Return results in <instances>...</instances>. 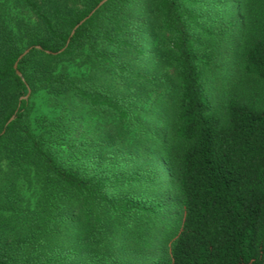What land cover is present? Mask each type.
Segmentation results:
<instances>
[{
    "label": "trees",
    "instance_id": "obj_1",
    "mask_svg": "<svg viewBox=\"0 0 264 264\" xmlns=\"http://www.w3.org/2000/svg\"><path fill=\"white\" fill-rule=\"evenodd\" d=\"M7 1L42 27L17 62L0 23V154L40 188L0 214V264H264V105L241 93L264 86V0H108L72 36L102 0ZM85 46L93 79L51 70Z\"/></svg>",
    "mask_w": 264,
    "mask_h": 264
},
{
    "label": "rangeland",
    "instance_id": "obj_2",
    "mask_svg": "<svg viewBox=\"0 0 264 264\" xmlns=\"http://www.w3.org/2000/svg\"><path fill=\"white\" fill-rule=\"evenodd\" d=\"M47 5L52 0H45ZM41 2V1H40ZM4 4L7 7L5 13H0V23H4L8 29H10L18 41L19 51L24 53L29 48L27 46L25 38V30L28 27L34 26L41 28L42 25L31 15L25 12L24 9H20L15 4H10V1L0 0V5ZM47 9V7H46ZM49 9V7H48ZM82 54L70 61L64 63H58L56 65H50L51 70L54 73H67L69 75L83 77L85 79H93L94 67L91 64L89 58H86L88 54V47L85 46L82 49ZM141 95H148L150 88L141 89L138 91ZM242 95L245 97H251V101L254 106L261 108L264 105V86L249 83L245 88H242ZM51 94L45 93L42 90H37L31 94L30 107H31V121L33 127H35V120L51 114L53 108L49 106ZM74 105L77 103L74 102ZM107 133L103 134L101 138L110 140L111 136L107 137ZM104 157L108 156V152L103 154ZM4 154H0V181L1 185H5L7 181L13 184V190L11 191L16 200L18 201L15 210L8 205L5 208L1 206L0 214L8 218L16 219L17 215L24 211H36V204L38 201V192L40 188V178L38 177L39 170L31 166L26 169L25 173L16 174L13 170L6 171L7 161ZM11 173V174H9ZM23 220L20 218L14 223H10L8 226L11 230H14L21 226Z\"/></svg>",
    "mask_w": 264,
    "mask_h": 264
},
{
    "label": "water",
    "instance_id": "obj_3",
    "mask_svg": "<svg viewBox=\"0 0 264 264\" xmlns=\"http://www.w3.org/2000/svg\"><path fill=\"white\" fill-rule=\"evenodd\" d=\"M108 0H102L88 15H87V17H85L82 21H80L74 28H73V30L71 31V36L74 34V32L87 20V19H89L92 15H93V13H95V11H97L103 4H105L106 2H107ZM68 42H69V40H68ZM68 42H67V44H68ZM38 49H39V47H37ZM29 50L30 49H28L27 51H25L24 53H22L20 56H19V58H18V60H17V62L24 56V55H26L28 52H29ZM17 62L14 64V70H15V72H16V75H18L19 77H21V73L17 70ZM30 96V90L28 89V93H27V95L24 97V99L26 100V99H28V97ZM13 118H11L10 119V121L12 120ZM9 121V122H10ZM8 122V123H9Z\"/></svg>",
    "mask_w": 264,
    "mask_h": 264
}]
</instances>
